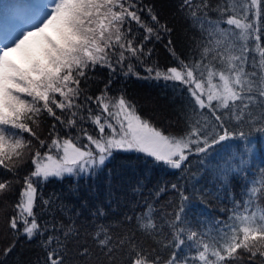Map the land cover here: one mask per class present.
Returning a JSON list of instances; mask_svg holds the SVG:
<instances>
[{"label":"snow or ice","instance_id":"1","mask_svg":"<svg viewBox=\"0 0 264 264\" xmlns=\"http://www.w3.org/2000/svg\"><path fill=\"white\" fill-rule=\"evenodd\" d=\"M34 8L0 39V238L11 241L0 255L12 253L20 237H43L44 264H264V167L252 176L251 149L232 144L247 147L253 131L264 133V0H179L174 15L192 33L187 56L177 53L176 28L144 0H41ZM158 42L173 65L151 59ZM97 69H107L108 78L92 91ZM121 74L183 86L184 130L165 134L139 114L123 88L113 89ZM120 152L184 173L196 157L216 183L207 190L193 183L191 191L172 183L174 199L159 209V201L145 200L117 228L85 230L90 246L74 222L57 218L61 206L43 197L40 184L105 170L111 179L108 164ZM29 159L32 168L21 175ZM234 178L239 198L229 187ZM168 190L158 186L156 196ZM222 195L226 205L232 197L224 219L189 218L197 197ZM43 213L51 219L41 220Z\"/></svg>","mask_w":264,"mask_h":264},{"label":"trees","instance_id":"2","mask_svg":"<svg viewBox=\"0 0 264 264\" xmlns=\"http://www.w3.org/2000/svg\"><path fill=\"white\" fill-rule=\"evenodd\" d=\"M4 1V0H2ZM0 0V27H8L11 20L22 21L23 8L27 0ZM179 0H144L145 4H155L162 10L163 21L176 28L174 40L178 39L177 53L181 56L189 54L188 37L192 35L188 31L184 21L180 16L174 15ZM223 26V25H222ZM152 47L153 45H149ZM154 54L151 59L156 61L161 67L174 64L172 56L165 50L163 42L154 45ZM137 71L146 74L143 67H137ZM108 78L107 69H97L92 91L102 87L103 81ZM177 82L138 80L135 77L125 79L123 75L116 77L113 89L123 88L127 97L137 106V111L145 118H150L157 126H163L165 134L168 132L180 133L186 126L184 110L188 106V94L182 90ZM206 111V110H205ZM167 117V120L164 118ZM51 121H46L41 125V137H47ZM59 130V129H58ZM91 130V129H90ZM62 131V130H61ZM74 131V130H73ZM27 137V134H25ZM50 140V138H48ZM247 147L243 140L235 139L233 146L239 152H246L251 149V175L256 176L259 168L264 167V133L253 131L248 137ZM218 147V146H217ZM44 151V149H41ZM116 159L108 164V169H112V178H108L107 170L97 175L66 176L63 179L51 178L47 182H42L40 188L45 199L55 197L60 204L57 218L62 219L65 224L74 222L77 228L81 229L83 241L92 245L90 235L94 233L100 225H111L117 228L120 221L126 215L139 214L143 210L145 200L156 203L157 209L174 199L173 190L170 185L178 183L184 185L191 191L193 183L199 188L205 186L206 190L211 189L216 183V178L209 175L205 168L199 164V159L190 157L192 161L188 173L171 169L160 163H155L153 158L145 157L143 153H116ZM210 159L215 161L216 153L213 151ZM32 168L30 159L24 165L21 175L26 174ZM199 169V171H197ZM190 173H197L191 180L188 179ZM0 174L3 170L0 169ZM258 178V177H257ZM143 183L139 187L137 181ZM168 185L169 190L156 196L158 186ZM219 187V185H217ZM232 196L239 198L242 189L239 182L234 178V182L229 186ZM111 192V196L109 195ZM231 196L228 197L227 205L225 197L220 200L209 198L201 201L199 197L195 199L188 208L189 218L196 217L201 222L224 219L222 209L231 206ZM97 208L103 211V215L97 216ZM171 211V209H169ZM47 213L41 214V220H50ZM47 235V234H45ZM43 237L34 238L31 241L20 237L16 248L7 257L0 255L3 264H44L46 256L45 250L41 246ZM10 239L0 238V249L10 243ZM187 251V249H185ZM164 255H167L165 252Z\"/></svg>","mask_w":264,"mask_h":264}]
</instances>
